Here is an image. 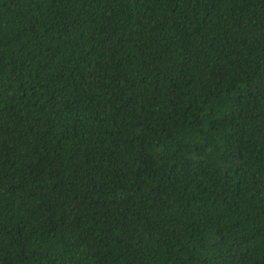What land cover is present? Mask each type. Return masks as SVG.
<instances>
[{
	"label": "trees",
	"instance_id": "obj_1",
	"mask_svg": "<svg viewBox=\"0 0 264 264\" xmlns=\"http://www.w3.org/2000/svg\"><path fill=\"white\" fill-rule=\"evenodd\" d=\"M0 264H264V0H0Z\"/></svg>",
	"mask_w": 264,
	"mask_h": 264
}]
</instances>
